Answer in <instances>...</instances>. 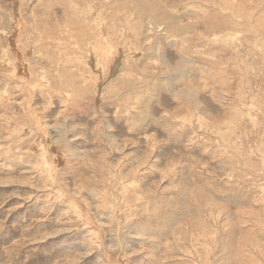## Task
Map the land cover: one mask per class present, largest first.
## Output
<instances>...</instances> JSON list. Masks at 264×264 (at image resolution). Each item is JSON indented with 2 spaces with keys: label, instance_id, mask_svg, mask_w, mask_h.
I'll return each instance as SVG.
<instances>
[{
  "label": "rangeland",
  "instance_id": "1",
  "mask_svg": "<svg viewBox=\"0 0 264 264\" xmlns=\"http://www.w3.org/2000/svg\"><path fill=\"white\" fill-rule=\"evenodd\" d=\"M0 264H264V0H0Z\"/></svg>",
  "mask_w": 264,
  "mask_h": 264
},
{
  "label": "bare ground",
  "instance_id": "2",
  "mask_svg": "<svg viewBox=\"0 0 264 264\" xmlns=\"http://www.w3.org/2000/svg\"><path fill=\"white\" fill-rule=\"evenodd\" d=\"M108 44H109V43H108ZM107 52H108V51H107ZM110 52H111V51H110ZM105 54H106V52H105ZM105 54H104V55H105ZM110 54H111V53H110Z\"/></svg>",
  "mask_w": 264,
  "mask_h": 264
}]
</instances>
